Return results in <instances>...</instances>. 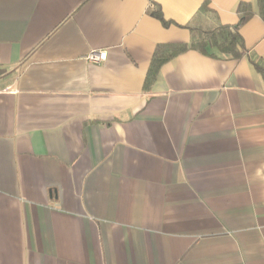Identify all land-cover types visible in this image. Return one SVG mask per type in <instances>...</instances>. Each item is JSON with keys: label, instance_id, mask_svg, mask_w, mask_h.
Wrapping results in <instances>:
<instances>
[{"label": "crops", "instance_id": "obj_1", "mask_svg": "<svg viewBox=\"0 0 264 264\" xmlns=\"http://www.w3.org/2000/svg\"><path fill=\"white\" fill-rule=\"evenodd\" d=\"M241 1L0 0V264H264V20L145 87Z\"/></svg>", "mask_w": 264, "mask_h": 264}, {"label": "trees", "instance_id": "obj_2", "mask_svg": "<svg viewBox=\"0 0 264 264\" xmlns=\"http://www.w3.org/2000/svg\"><path fill=\"white\" fill-rule=\"evenodd\" d=\"M87 1V0H85ZM156 6V5H155ZM152 13L165 25L169 24L159 7H153ZM239 20L235 24H210L214 16L208 4H204L200 15L207 16V20L200 25H187L191 29V40L187 42L158 43L155 47L152 60L147 72L145 87L149 88L158 78L162 66L177 55L193 50L204 55H227L232 58H241L248 53L244 38L241 34L242 25L254 15H259L264 20V0L255 3L242 0L237 8ZM198 14V15H199ZM217 18V17H216ZM257 67L264 74V65Z\"/></svg>", "mask_w": 264, "mask_h": 264}, {"label": "built area", "instance_id": "obj_3", "mask_svg": "<svg viewBox=\"0 0 264 264\" xmlns=\"http://www.w3.org/2000/svg\"><path fill=\"white\" fill-rule=\"evenodd\" d=\"M107 59L106 50H93L88 55V60L95 63L103 62Z\"/></svg>", "mask_w": 264, "mask_h": 264}]
</instances>
